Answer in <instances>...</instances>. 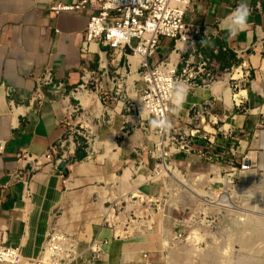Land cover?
<instances>
[{"label":"crops","instance_id":"1","mask_svg":"<svg viewBox=\"0 0 264 264\" xmlns=\"http://www.w3.org/2000/svg\"><path fill=\"white\" fill-rule=\"evenodd\" d=\"M57 1L72 5L79 0H0V227L8 230L6 245L21 250L22 264H35L51 229L56 228L78 239L79 257L72 264H162L159 254L167 247L162 232L168 229L174 236L175 223L170 220L177 218L161 213L168 225L159 223L152 230L155 233L158 229L162 241L159 244L157 238L140 241L117 235L116 228L105 223L103 211L108 203L127 201L119 182L126 170L134 172L135 178V172L146 176L154 169L156 161L149 151L157 138L151 142L136 131L117 139L123 121L120 116H113L115 103H110V123L106 122L110 115L103 113L101 120L105 122L98 127L90 124L86 130L88 134L94 130L97 135L100 146L96 154H108L107 157L88 162L76 157L66 161L63 171L58 170L60 164L54 159L46 157L63 139L65 107L74 103L67 98L69 91L81 83L84 67L95 69L98 64L96 55L81 54L92 12L86 9L57 16L50 10ZM241 2L192 0L185 17L187 23L202 31L196 43L205 58L215 61L221 72L242 67L229 79L230 75L226 77V87L233 97L231 105L224 93L214 92L217 84L212 89L188 87L182 108L173 111L171 104L169 117L172 127L184 126L194 108L217 98L208 117L211 123L205 130L212 134L214 153L224 155L213 164L221 169V176L231 170V162L237 168L249 164L250 171L264 174V0H246L251 12L249 26L229 38L227 28L221 24ZM177 49L174 41L161 39L159 48L149 58L151 65L169 55L176 56ZM122 66L116 63L112 68L124 73ZM47 69L52 70L55 83L62 85L60 89L43 84ZM132 79L130 76L128 83ZM242 93L245 95L241 97ZM89 98L90 103L83 102L93 107L95 100ZM219 124L232 128L233 134L224 137L218 131ZM206 144L199 138L193 147L199 152ZM138 151L145 163L141 168L137 167ZM24 154L27 160L20 159ZM176 161L191 163V171L196 174H204V165L212 168L196 154L179 155ZM25 179H30V198L25 196ZM216 185L221 186L222 181ZM149 191L150 186L139 194L151 198ZM127 196L132 197L130 193ZM196 205L194 199L184 196L179 211L172 210L181 213ZM95 242L102 249L97 258L90 250Z\"/></svg>","mask_w":264,"mask_h":264},{"label":"built area","instance_id":"2","mask_svg":"<svg viewBox=\"0 0 264 264\" xmlns=\"http://www.w3.org/2000/svg\"><path fill=\"white\" fill-rule=\"evenodd\" d=\"M191 2L192 0H79L72 5L60 1L52 5L50 10L57 16L61 13L86 9L92 12L81 54L85 57L96 55L98 64L95 69L84 67L81 83L69 91L67 98L74 100V103L65 107L62 121L64 136L57 146L48 151L47 158L51 160L56 158V163L59 165L62 161L68 160V153L73 155L85 145L84 139L88 141V144L96 145L98 139L94 130H91L89 134L86 130L90 124L98 127L105 122L101 119H104L103 113L110 115L107 111L110 103H115V107L112 108L113 116H120L123 121L116 134L117 139L134 134L136 131L142 132L151 142L153 137L157 138L149 151L156 165L148 175L143 177L146 184L150 185L165 179L172 170H179V168L189 172L192 164L177 162L179 155L184 154L189 157L196 154L200 161L210 166L224 157L222 153H214L215 142L212 134L205 130V126L211 123L208 117L210 118L211 110L215 106L216 97L194 108L188 123L184 126L171 127L166 132L152 131L149 127V120L152 118L169 120L172 97L178 80L184 81L191 89H212L216 84L224 81L227 75L231 76L238 69H242V67L237 70L233 68L221 72L215 61L205 58L197 49L196 39L201 37L202 31L185 20ZM163 38L175 42L176 47H179L178 54L174 56L175 58L169 55L152 66L149 58L159 48V42ZM116 63H122L124 73H121L119 69L113 70L112 67H115ZM130 76H133V79L131 83H128ZM139 83L143 86L138 87ZM43 84L56 89L62 86L55 83L51 69L45 71ZM80 96L97 100L102 107L100 114L96 116L91 113L93 107L85 105ZM144 108L145 113L141 118ZM111 118L110 115L106 122L110 123ZM218 131L226 138L234 132L232 128L223 125L218 128ZM199 138L205 140L207 144L203 151L196 152L193 144ZM68 143H70L69 151H62L63 153L60 154V149ZM96 153L94 148L91 152L87 149L85 160H90ZM141 155L142 152L138 151V168L145 164ZM19 157L28 159L26 154ZM230 168V171L220 175L222 185H218L219 190L216 191L215 185L212 186L216 195V199L212 201H216L224 192L227 194L235 192L236 181L240 179L241 173L251 170L249 164H243L237 168L232 162ZM35 169L33 168L32 171ZM138 177L140 175L135 172V178ZM29 181L30 179L24 181L27 198L31 195ZM151 199L152 204L160 202L158 199ZM151 203H147V206ZM210 205L214 204L210 203ZM194 209L185 210H190L188 218L176 219L175 240L177 237L190 233L192 227L198 230V225L211 226L205 214L207 211L216 212L208 209L204 214L198 215ZM109 210L114 211L113 208ZM173 210L179 211V208H173ZM148 211L146 210V213ZM148 224L150 225L149 222ZM7 235L8 230L0 227V262L22 264L21 250L6 245ZM78 247L79 242L75 235L52 228L35 264H72L79 257ZM90 250L97 258L102 251L101 244L93 243Z\"/></svg>","mask_w":264,"mask_h":264},{"label":"rangeland","instance_id":"3","mask_svg":"<svg viewBox=\"0 0 264 264\" xmlns=\"http://www.w3.org/2000/svg\"><path fill=\"white\" fill-rule=\"evenodd\" d=\"M225 79L227 81V78ZM224 81L220 83H224ZM220 126L221 124H219V127ZM90 131L91 130H89V132ZM83 141L85 145H83L81 149L75 151L73 155H69L68 153L67 157H69L68 158L69 161L74 160L78 154L79 155H82L84 153L86 154L87 149H89L90 152L92 151V148H94L96 151L99 150V146H100L99 142H97L96 145L93 144L90 145L88 144V141H86L85 139ZM69 147H70V143H68L63 149H60L59 153L62 154L63 152H68ZM107 156L108 154L103 156H99V154L98 155L95 154L90 160L95 161L98 157L99 159H103ZM57 158L59 159L60 156L58 155ZM54 160L56 161L57 159L54 158ZM86 162H88V160ZM206 167L207 166L204 165L203 168L205 171L201 172L204 174H196V172L194 171L192 172L191 170L189 172H186L184 168H179V171L181 172V175H179L177 174L176 170H173V173L175 175L176 174L178 175L177 178L179 180H182L180 183L177 181H173L170 178H167L166 176L165 179H161L160 181L155 182L152 185L144 183L143 185L140 186L139 188L140 191L142 189L147 190V187L150 186L151 192L149 191V193H151V196H153L151 198L160 200L162 195L164 199V201L162 202L160 201L157 204H152L151 203L153 202L152 199L149 196L144 197L145 194L142 193L138 195V198L135 197V199L132 201L127 200L126 201L127 203L126 202L114 203V204L108 203L107 205H105V208L107 210L113 208L114 211L112 213L115 216H121L122 214L125 215L127 217V228H131V227L138 228L143 232L145 236L144 237L141 234V232L140 233L137 232L134 238L133 237L131 238L130 236H126V239L150 240L155 234L156 238H158L157 241L159 242V244H161L162 242L161 235L158 233V229H156L155 233L152 230L155 227L157 228L159 223L162 225L164 223L165 226L168 225V222H165L163 220L164 219L162 218L163 215H166L167 218H169L170 216V218L172 219L173 218L180 219L182 217L188 218V216L190 215V210L181 211V213L179 212L176 213L172 209L173 208L177 209L180 207L176 202L178 201L177 196L179 195V188H178L179 185H184L187 181L195 180L196 183L194 182L193 186L195 187V190L203 192L202 198H193L191 195H189L186 192L183 193L182 198L186 196L188 198L194 199L197 202L194 212L198 215L204 214L208 209H212L213 212H216V213H211L207 211L206 212L207 214H205L206 220L211 222V226L205 225V227H203L202 225H198L199 226L198 230L192 227L190 229V233H187L182 237H177L176 238L177 241L170 232L166 237L165 241H163L167 247L162 248L163 252L159 254V260L161 261V263L167 264V261L171 257V258H175V261L178 264H208L207 260L202 258L198 259V257L196 256L201 253H208L211 249H216L218 250L219 255L220 254L223 255V256H219V258L217 256L219 262H221L220 264H222V261H224L223 264H264V226L263 227L260 226L254 229L252 227L250 228V226L248 225L249 226L248 228L250 229L247 228V229H243L242 231L241 229L237 231L234 230L235 233L231 237L228 234V230H231L230 225L233 223L235 224L234 222L236 217L235 215L239 213L241 214L240 211L241 207H245V204H243L242 202L243 197H241V195L245 193L243 192L244 187L242 185V182L240 181V179L236 181L237 188L235 189V192L228 195L226 192H224L223 194L219 195V198L216 201H212L216 199V195L215 192L213 191L212 186L218 184L222 180V178L220 176V172H217L213 168H211L210 170L208 167L207 168ZM131 183L133 185H140L142 184V178L141 177L140 179L133 178V181ZM218 188L219 187L216 185L215 186L216 191L219 190ZM256 192L257 194L260 195L259 191ZM154 193L155 195H152ZM232 195L235 196L234 200L232 202H228L230 203L231 207L222 208L219 206L220 204L219 202L222 200V198L226 199L227 197H230ZM246 195L252 196V194L249 193H247ZM132 198H134L133 195ZM208 198L210 200H208ZM257 201L260 202L261 205L264 204L263 197L260 196L257 197ZM147 203L148 204L151 203L150 206H147ZM210 203H213L214 205L211 206ZM131 204L135 205V208H133V211L128 212ZM170 205H173L174 207H171ZM145 207L146 210H149L148 213H146ZM182 208L183 207H181V209ZM150 209H152L153 211H151ZM216 209H221V210L216 211ZM217 213H221V214H217ZM247 215H249V213ZM201 219H203V216H201ZM104 220L105 223H107V225H111L113 228H116V233H117L118 223L117 222H116L117 224L114 223L112 218L110 217L109 219L107 216H105ZM170 221L172 224H174L176 220L173 219V221L172 220ZM148 222L150 223V225L148 224ZM146 226L149 228L147 229ZM150 228L152 229L149 230ZM243 231L245 232L247 231V234L245 236V240L241 243V239L238 242L239 239L236 238L237 237L241 238V233ZM191 253L195 255H192ZM225 255L226 257H224Z\"/></svg>","mask_w":264,"mask_h":264},{"label":"bare ground","instance_id":"4","mask_svg":"<svg viewBox=\"0 0 264 264\" xmlns=\"http://www.w3.org/2000/svg\"><path fill=\"white\" fill-rule=\"evenodd\" d=\"M229 77H231V76H228V79H229ZM226 82L227 81H224V83H218L214 87L213 90L215 93H224L226 102L229 105H231L233 97H232V93H231L230 88L226 87ZM243 95H245V93H242L241 97ZM80 98L83 101H85L86 103H90L89 97L86 98V96H80ZM101 109H102V107H101L100 103L95 100V102L93 104L94 115L98 116L101 112ZM212 168L215 169L217 172H221V169L218 167L212 166ZM132 170L134 171L133 167H132ZM125 172H126V174L124 173L125 176L123 175L124 177L119 178V182L121 184V190H122L123 195L126 197V199L128 201H132L135 197H138V195L140 193L139 188L141 185H143L145 183V179H143V177L140 176L142 178V184L133 185L131 182L133 181V176H134L133 173L134 172L132 173L130 170H126ZM176 172H177V174L181 175V172L179 170H176ZM177 174L175 175L173 173V170H172L171 174H169L167 176V178H170L171 180L177 181L180 183L182 180H179L177 178V176H178ZM140 177H138L137 179H140ZM241 182H242V185L244 187L243 192H245L243 195H241V197H243L242 202H243V204H245V207H241V210H240L241 214L239 213V214L235 215L236 216L235 221H234L235 224L234 223L231 224L230 225L231 230H228V234L230 237L234 235V233H235L234 230L237 231V230L241 229V231H242L243 229H247L249 226H250V228L252 227L254 229H256L257 227H260V226H262V227L264 226V206H263L264 204L261 205L260 202L257 201V197H259V196L264 198V174H258L254 171L244 172L241 174ZM193 185H194L193 180L187 181L184 185H179V187H178L179 188V195L177 196L178 201H176L179 206L181 204V199H182V195L184 192L188 193L193 198H202L203 192L195 190V187ZM256 191H259L260 195L257 194ZM129 193L131 195H133L134 198L128 197L127 195ZM247 193L252 194V196L246 195ZM234 198H235L234 195L227 197L226 199L222 198V200L219 202L220 203L219 206L222 208L231 207L230 203H228V202H232L234 200ZM170 206L174 207L173 205H170ZM237 207H238V205H237ZM133 208H135V205L131 204L128 212L133 211ZM219 210H221V209H216V211H219ZM103 211L109 219L111 217L114 223H116V222L118 223L117 233H116L117 235L126 239V236H130L131 238L132 237L134 238V236L136 235L137 232H139V233L141 232V234L144 236L143 232L141 230H139L138 228H133V227L127 228V217L125 215L122 214L121 216H115L110 210H107L105 208H103ZM243 212H245V213H243ZM248 213H249V215H247ZM250 228H248V229H250ZM258 231H259V229H258ZM243 232L241 233V238H239V237L236 238V239H239L238 242L240 241V239H241V243L245 240V236L247 234V231L246 232L243 231ZM169 233H170V231L168 229L163 230V232H162V234H163L162 240L163 241H165V239ZM155 239H156V235L154 234V236L150 240H155ZM139 240L141 241L143 239H139ZM190 251H191V249H190ZM192 255H195V254H192ZM217 256L219 258V256H223V255H221V254L219 255L218 250L211 249L208 253L198 254L196 257H198V259L202 258V259L207 260L208 264H220L221 262H219ZM224 257H226V255ZM217 260H218V262H217ZM223 263H224V261H222V264ZM167 264H178V263L175 261V258L170 257L169 260L167 261Z\"/></svg>","mask_w":264,"mask_h":264},{"label":"clouds","instance_id":"5","mask_svg":"<svg viewBox=\"0 0 264 264\" xmlns=\"http://www.w3.org/2000/svg\"><path fill=\"white\" fill-rule=\"evenodd\" d=\"M250 15V8L246 0H243V2H241L221 24L222 27L227 28L229 38H234L240 32L247 29V27L249 26ZM187 94L188 85L184 81L178 80L175 84V90L172 97V104L174 106L173 111H177L182 108ZM145 108L141 113V118H143L144 116ZM149 127L152 131L158 130L160 132H166L172 127V122L167 118H152L149 120Z\"/></svg>","mask_w":264,"mask_h":264},{"label":"water","instance_id":"6","mask_svg":"<svg viewBox=\"0 0 264 264\" xmlns=\"http://www.w3.org/2000/svg\"><path fill=\"white\" fill-rule=\"evenodd\" d=\"M66 165H67L66 161H62V162L60 163L59 167H58V170H59V171H63L64 168L66 167Z\"/></svg>","mask_w":264,"mask_h":264},{"label":"trees","instance_id":"7","mask_svg":"<svg viewBox=\"0 0 264 264\" xmlns=\"http://www.w3.org/2000/svg\"><path fill=\"white\" fill-rule=\"evenodd\" d=\"M85 156H86L85 153L82 154V155H77V159H78L79 161H82V160L85 158Z\"/></svg>","mask_w":264,"mask_h":264}]
</instances>
